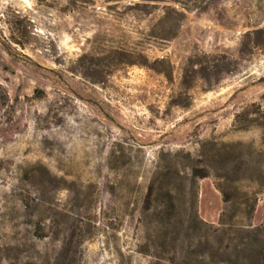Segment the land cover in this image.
<instances>
[{"label":"rangeland","instance_id":"rangeland-1","mask_svg":"<svg viewBox=\"0 0 264 264\" xmlns=\"http://www.w3.org/2000/svg\"><path fill=\"white\" fill-rule=\"evenodd\" d=\"M0 264H264V0H0Z\"/></svg>","mask_w":264,"mask_h":264}]
</instances>
